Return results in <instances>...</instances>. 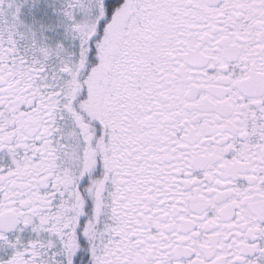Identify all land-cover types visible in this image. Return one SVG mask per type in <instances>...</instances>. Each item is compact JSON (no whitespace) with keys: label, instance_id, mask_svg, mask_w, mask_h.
Returning a JSON list of instances; mask_svg holds the SVG:
<instances>
[{"label":"snow or ice","instance_id":"snow-or-ice-1","mask_svg":"<svg viewBox=\"0 0 264 264\" xmlns=\"http://www.w3.org/2000/svg\"><path fill=\"white\" fill-rule=\"evenodd\" d=\"M0 264H264V0H0Z\"/></svg>","mask_w":264,"mask_h":264}]
</instances>
